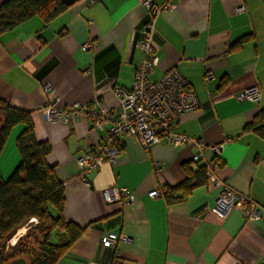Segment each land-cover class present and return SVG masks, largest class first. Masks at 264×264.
Here are the masks:
<instances>
[{
  "label": "crops",
  "instance_id": "obj_1",
  "mask_svg": "<svg viewBox=\"0 0 264 264\" xmlns=\"http://www.w3.org/2000/svg\"><path fill=\"white\" fill-rule=\"evenodd\" d=\"M173 2V9L151 21L159 58L151 78L177 69L192 85L200 109L183 115L175 132L208 149L194 162V144L164 142L145 149L127 137L118 163L92 172L90 186L80 179L76 161L82 146L94 147L105 132L93 130L87 116L75 123L49 122L43 110L71 112L80 104L118 115L116 90L132 89L143 61L138 46L150 21L145 8L136 0H77L49 24L35 17L0 37V99L32 113L36 138L50 144L47 162L64 186L63 217L84 229L56 264L113 263L115 250L102 245L111 231L129 238L117 245L122 264H264V140L245 131L264 110V0ZM241 6L244 11L235 14ZM88 42L94 45L86 50ZM207 73L214 77L209 82ZM253 86L261 90L257 103L237 99ZM21 131L13 130L0 157L3 180L20 162ZM214 146H222L218 179L257 208V220L245 216L243 204L225 218L216 214L221 189L210 181L182 203L149 196L183 184L186 167L196 172L208 166L216 158L209 149ZM112 187L126 188L135 202L108 204L104 191Z\"/></svg>",
  "mask_w": 264,
  "mask_h": 264
},
{
  "label": "built area",
  "instance_id": "obj_2",
  "mask_svg": "<svg viewBox=\"0 0 264 264\" xmlns=\"http://www.w3.org/2000/svg\"><path fill=\"white\" fill-rule=\"evenodd\" d=\"M142 5L149 15V23L146 25L143 38L139 42V50L143 54V61L138 66L132 89L118 88L116 94L120 98L118 115L102 112H91L87 105L76 104L71 112L58 110L57 108H45L43 110L47 120L52 122L58 118L68 124L78 122L83 116H87L95 131L105 132L101 142L94 147L82 146V154L77 159V168L80 179L90 186L89 176L99 167L108 163L116 165L123 154V140L134 137L145 149L152 145L164 142L174 146L194 144L197 153L194 155L195 162L201 159L202 153L208 146L195 138L184 134H177L175 128L183 115L196 112L200 109L198 97L192 85L181 75L177 69L167 71L159 80H152L154 68L158 65L159 58L153 46L154 24L153 17L164 9H173V0H164L162 6H158L156 0H136ZM244 7H236L233 12L239 14ZM92 42L86 43L83 48L89 50L93 47ZM213 74L207 73L206 82L213 79ZM261 98V90L257 86L250 87L241 93L239 101L248 100L257 103ZM56 106V104H55ZM215 154L216 160L209 165V181L220 187L221 192L216 202L214 212L221 218H225L228 212L236 205H245L244 214L249 220H257L259 211L242 194L233 190L217 177L218 169L223 165L220 160L222 146L209 147ZM164 189L153 190L149 193L151 198H162ZM104 198L108 204L121 203L129 207L135 202V195L122 187H112L104 191ZM129 241L126 235L106 232L102 238V245L115 250L113 263L122 264V255L117 249L120 242ZM240 264V263H238Z\"/></svg>",
  "mask_w": 264,
  "mask_h": 264
},
{
  "label": "trees",
  "instance_id": "obj_3",
  "mask_svg": "<svg viewBox=\"0 0 264 264\" xmlns=\"http://www.w3.org/2000/svg\"><path fill=\"white\" fill-rule=\"evenodd\" d=\"M70 7L65 0H6L0 5V37L35 17L49 24ZM246 41L247 38L241 43ZM19 126L22 131L16 139V147L20 162L9 179L3 180L0 174V264L30 254V250H24L19 255L3 256L8 241L34 219L39 222L44 235V254H33L28 264H56L82 236L84 229L67 223L63 217L64 186L56 176L55 167L47 162L52 151L50 144L36 138L32 113L14 108L0 99V157L13 130ZM245 131H254L264 140V110ZM208 171L206 165L196 172L186 167L188 179L174 189H167L164 194L167 202H185L195 189L208 184Z\"/></svg>",
  "mask_w": 264,
  "mask_h": 264
},
{
  "label": "rangeland",
  "instance_id": "obj_4",
  "mask_svg": "<svg viewBox=\"0 0 264 264\" xmlns=\"http://www.w3.org/2000/svg\"><path fill=\"white\" fill-rule=\"evenodd\" d=\"M39 227H40L39 222L35 219L30 220L27 224L21 227L5 245V251L3 256H6V254L8 255V254H16V253H18L19 255L24 250H30V254L19 255L16 258V259L22 258L29 263L33 254H38L39 256L43 255L44 235L43 233H41V228ZM20 239H22V241L18 245ZM14 247H16L15 250L13 249Z\"/></svg>",
  "mask_w": 264,
  "mask_h": 264
},
{
  "label": "water",
  "instance_id": "obj_5",
  "mask_svg": "<svg viewBox=\"0 0 264 264\" xmlns=\"http://www.w3.org/2000/svg\"><path fill=\"white\" fill-rule=\"evenodd\" d=\"M65 1L67 3L71 4V3H73V2H75L77 0H65ZM10 264H28V262L26 260L22 259V258H18L16 260L12 261Z\"/></svg>",
  "mask_w": 264,
  "mask_h": 264
}]
</instances>
